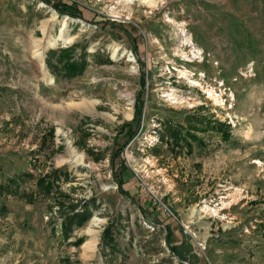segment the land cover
<instances>
[{
  "label": "rangeland",
  "instance_id": "rangeland-1",
  "mask_svg": "<svg viewBox=\"0 0 264 264\" xmlns=\"http://www.w3.org/2000/svg\"><path fill=\"white\" fill-rule=\"evenodd\" d=\"M73 43L90 65L56 79L47 50ZM162 119L191 129L190 151L158 146ZM56 169L47 195L36 179ZM22 172L36 201L0 194V264H264V0H0V185ZM90 197L66 238L57 202Z\"/></svg>",
  "mask_w": 264,
  "mask_h": 264
},
{
  "label": "trees",
  "instance_id": "trees-1",
  "mask_svg": "<svg viewBox=\"0 0 264 264\" xmlns=\"http://www.w3.org/2000/svg\"><path fill=\"white\" fill-rule=\"evenodd\" d=\"M53 7L62 16L79 17L80 10L76 4L55 1ZM45 63L50 73L56 79H72L77 76L83 75L90 65L88 47L87 45L73 43L66 47H52L47 50ZM139 94L138 102L135 104L134 118L131 121H125L122 124L123 128L128 129L129 139L135 138L137 135L144 131L143 125V109L144 99ZM162 127L159 129V141L158 146L161 147L163 144L167 145V148L174 154L180 153V151L187 148L188 151L192 149L191 140H196V135L191 129H186L184 125L180 123H173L172 121L162 119L160 120ZM123 151V150H122ZM121 151V152H122ZM90 155L94 154L89 149ZM156 154H162L161 151H157ZM98 159L103 158L102 155L98 154ZM62 172L56 169L53 173L40 176L36 179V184L43 193L50 195L55 189L59 190L56 186V181L61 178ZM68 177V175L66 174ZM27 178H33V174L30 172H22L9 178L6 183L0 185V194L8 196L20 195L29 203L36 201V193H28L20 190L22 183L26 182ZM123 180L118 181L120 187L123 186ZM60 192V191H59ZM126 193V191H125ZM68 202V203H67ZM60 208V214L62 217V232L67 238L74 234L75 230L86 224L94 215L95 210L100 208L99 203L93 197H90L84 202L71 201L57 202ZM114 223L111 221L104 229L102 235V247L109 248L111 252H114L118 248V242L114 231ZM81 241L78 240V243ZM166 241L172 252H179L182 254V246H178L172 242V231L167 228Z\"/></svg>",
  "mask_w": 264,
  "mask_h": 264
},
{
  "label": "bare ground",
  "instance_id": "bare-ground-1",
  "mask_svg": "<svg viewBox=\"0 0 264 264\" xmlns=\"http://www.w3.org/2000/svg\"><path fill=\"white\" fill-rule=\"evenodd\" d=\"M62 29L60 30V33L59 35L56 37V38H51L50 40V44L51 45H54L58 40H64V41H68L70 40L67 36V33H66V29H67V26H68V22L67 21H63V24H62ZM49 41V40H48ZM82 156L78 153H76V151L72 152V156H71V159L75 162H78L79 160H81ZM98 220V219H95V221ZM84 246L85 247H88V246H91L90 242L87 240L85 243H84Z\"/></svg>",
  "mask_w": 264,
  "mask_h": 264
},
{
  "label": "built area",
  "instance_id": "built-area-1",
  "mask_svg": "<svg viewBox=\"0 0 264 264\" xmlns=\"http://www.w3.org/2000/svg\"><path fill=\"white\" fill-rule=\"evenodd\" d=\"M40 3H41V4H44V3H42V2H40ZM40 3H39V5H41ZM44 5L46 6V4H44ZM44 5H43V6H44ZM162 204H163V203H162ZM163 205H164V204H163Z\"/></svg>",
  "mask_w": 264,
  "mask_h": 264
},
{
  "label": "crops",
  "instance_id": "crops-1",
  "mask_svg": "<svg viewBox=\"0 0 264 264\" xmlns=\"http://www.w3.org/2000/svg\"><path fill=\"white\" fill-rule=\"evenodd\" d=\"M60 15V14H59Z\"/></svg>",
  "mask_w": 264,
  "mask_h": 264
}]
</instances>
